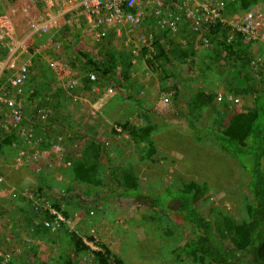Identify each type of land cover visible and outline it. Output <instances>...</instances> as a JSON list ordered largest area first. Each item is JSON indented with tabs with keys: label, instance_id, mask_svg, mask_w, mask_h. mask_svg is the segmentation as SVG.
Listing matches in <instances>:
<instances>
[{
	"label": "rangeland",
	"instance_id": "1",
	"mask_svg": "<svg viewBox=\"0 0 264 264\" xmlns=\"http://www.w3.org/2000/svg\"><path fill=\"white\" fill-rule=\"evenodd\" d=\"M76 1L46 0L45 8L53 14L55 25L59 27L57 32H64L66 42L58 33L55 35L58 37L46 49L49 62L34 58L35 76L25 84L32 87L44 83L56 89L48 93L49 102L45 99L47 94L39 98L41 103H49L46 111L50 117L47 114L45 121L36 113L33 115L34 109L28 111L41 142L24 149L21 144L0 141V214L10 212L12 216L15 212L9 222L13 233L6 229L5 221L0 220L5 230L0 237L3 249L0 253L7 260L5 264H67L73 259L77 260L76 264H99L93 252H104V247L123 264H203L171 254L192 229L175 213L154 207L152 199L156 194H165L163 190L167 187L177 189L182 182H205L209 193L202 197L198 209L205 214L207 208L213 206L236 223L242 221L248 200L247 190L241 184L244 181L242 169L215 143L206 138L194 139L185 117L194 118L199 125L216 127L221 119L226 124L230 117L227 113L232 108L252 104L249 91L238 93L234 87L238 84L241 87L237 89L253 87L256 65L243 68L241 62L233 58L230 63L218 42L200 46L196 36L193 45L200 47L202 53H198L195 61L177 55L149 62L140 54L131 55V43L125 44L119 36L100 46L106 35L98 42L93 39V28L85 16H76L71 10ZM19 3V0L4 3L0 7V20H6L2 18L4 13L10 14L9 7ZM258 5H264V0L252 1L244 9L229 10L226 16L238 24L248 9ZM11 20L16 23L20 18L11 16ZM13 32L19 36L26 32V27L14 25ZM259 32L261 34L260 29ZM228 35H233L232 30ZM181 40L184 39L179 41L186 48L188 43ZM134 42L141 46L138 41ZM68 45L74 52L90 54L95 63L102 60L101 48L112 53L113 47L117 59L114 71L126 80L131 96L128 97L127 91L116 81H107L97 74L94 81L99 84L94 83L95 88L89 86V71L81 72ZM250 47L256 56L264 57V36ZM127 53L131 59L124 58ZM65 62L70 68L62 70L60 75L50 69L51 63ZM261 63L264 64V58ZM230 77L237 81L231 83ZM199 88L213 94L214 100L210 106L195 110L191 102ZM167 94L170 96L166 97ZM138 105L148 111H140ZM149 123L147 140L135 139L131 126ZM42 130L48 134L47 138L41 136ZM95 138L100 141L101 151L93 157L87 150L85 157L86 145ZM52 144L59 151H55ZM44 148L48 153L42 157L40 151ZM21 149L28 155L18 165L16 159ZM83 157L96 168L99 184L75 178L73 168ZM126 172L136 174L141 195L146 196V200L112 194L111 174L119 180ZM31 192L44 194L48 205L60 212L64 221L58 227L41 229V222L48 219L47 211L33 208L27 199ZM8 201L13 204L5 205ZM171 203L177 202L173 199ZM28 228H34V232L29 234ZM72 234L81 239L88 250H77Z\"/></svg>",
	"mask_w": 264,
	"mask_h": 264
},
{
	"label": "trees",
	"instance_id": "2",
	"mask_svg": "<svg viewBox=\"0 0 264 264\" xmlns=\"http://www.w3.org/2000/svg\"><path fill=\"white\" fill-rule=\"evenodd\" d=\"M252 1L255 0H231L226 4V13L228 14V11L232 9L247 8ZM230 29V26L215 23L210 25L207 36L210 43L215 44L218 42L222 49L225 50L227 54L224 57L230 63L232 61L231 58H233L239 60L243 68L249 64L256 65L257 70L255 71L257 75L251 82L253 87L237 89L241 87V84L234 87L238 93L242 92L244 94L249 91L253 97L252 104L232 108L227 113L230 116L227 123L223 124L221 119L217 122L216 127L196 124L194 118L185 117V119L187 120L190 134L194 139L206 138L215 143L242 169L244 181L241 184L247 190L248 199L245 206V217L241 222L236 223L230 216L213 206H209L205 214L201 212L198 209L199 202L203 200V196L206 195L207 197L209 193V188L205 182L201 184L195 181L182 182L175 190L167 187L163 190L165 194H156L154 196L152 204L154 207L159 208L160 206L162 210L175 213L182 223L184 222L192 229V233L185 238L181 245L179 244L178 249L175 248L171 251V254L174 253L176 257L186 258V260L194 259L203 264H264V66L256 61V52L253 53L250 47L253 42L259 39L246 41L240 32L233 31V35L229 38ZM195 35L196 33H186L185 30L175 35L161 31L158 33V37L153 39L151 46L153 49L143 47L140 55L149 62L167 60L177 55L181 59L190 57L195 61V58H197L196 54H198V50L192 47ZM159 36L165 40H160ZM59 37L64 43L66 42L64 32H59ZM181 38L185 40L186 44L188 43L186 48L182 47V43L179 41ZM68 48L71 50L72 58L81 66V72H93L99 78H104L107 81H116L119 86L127 91L128 97L131 96V93H129L130 88L125 84L126 80L119 78L114 71L117 59L114 58L115 51L113 47H111L112 53L105 52V49L102 50L103 48H101L99 55L102 56V60L100 63H95V59L84 51L74 52L71 45H68ZM208 52H211L210 48ZM138 55L136 54V57ZM208 55L211 56V53H208ZM125 57L131 59L128 53ZM247 75L248 73L245 77ZM34 76L35 71L30 66L27 81L32 80ZM235 76L237 77V75ZM229 80L231 83L237 81L232 77ZM87 81L89 86L94 83L99 84L96 81L89 80L88 76ZM31 96L35 98L37 93H33ZM213 100V94L207 93L203 88H199L195 91L191 106L195 110H201L203 107L210 106ZM138 108L142 112L148 111L141 105H138ZM142 117L146 120L144 116ZM30 124L34 130H37L36 124L32 122ZM131 127L135 139L137 138L138 141L147 140L151 129L150 123L146 126ZM13 139L14 135L10 131L0 141L3 144L6 141L11 143ZM17 144H21V141L17 140ZM86 146L83 151L85 157L87 150L92 152L93 157L97 156L98 152L101 151L100 141L96 138L89 140ZM73 173L77 180L99 184L96 168L87 164L84 157L75 164ZM111 179V192L114 196L126 198L132 196L136 199L146 200V196L141 195L142 192L137 183L136 174L133 172H126L119 180L114 177V174H111ZM147 191L149 190L145 192ZM163 198L164 203L161 204ZM173 199L176 200V204L171 203ZM71 238L77 250H88L81 239L76 238L73 234ZM104 250V252H93L99 264H123L117 256L110 254L108 248L104 247ZM76 261V259H73L68 261L67 264H76Z\"/></svg>",
	"mask_w": 264,
	"mask_h": 264
},
{
	"label": "built area",
	"instance_id": "3",
	"mask_svg": "<svg viewBox=\"0 0 264 264\" xmlns=\"http://www.w3.org/2000/svg\"><path fill=\"white\" fill-rule=\"evenodd\" d=\"M8 1L10 0L0 2V7ZM19 1L17 6L9 7L10 14L4 13L2 18L6 20H0V137L4 138L11 131L14 144L20 140L26 149L29 145L41 142V138L36 136L37 133L30 124L33 116L29 118L28 111L34 109L33 115L36 113L37 117L43 120L47 117L46 109L42 104L37 105L35 98L31 96L33 90L25 86L29 67L33 65L34 58L49 62L47 45H51L59 27L55 25L53 14L50 15L45 8L46 0ZM71 10L76 16H85L93 28L95 41H101L109 30H113L115 37L119 36L127 45L131 43V55L140 54L143 47L153 49V39L158 37L159 32L176 34L183 27L186 32L196 33L200 46L204 47L210 45L207 32L210 25L215 23L230 26L233 32H240L246 41L261 39L264 36V5L248 9L238 24L226 17L224 0H77L72 4ZM16 15L20 21L13 23L11 16ZM49 20L53 21L54 25ZM17 24L26 27V32L19 36L13 32L14 25ZM159 39L164 40L160 36ZM133 40L141 43V46L133 43ZM181 41L185 43V40ZM263 58L257 56L256 61L261 63ZM50 66L56 75L70 68L66 62L51 63ZM87 76L92 81L96 79L93 72H88ZM64 86L66 87V84ZM91 87L96 86L92 84ZM52 148L59 151L54 144ZM24 149L18 152L17 163L25 161L23 157L28 154ZM49 149L52 151L51 147ZM40 153L43 157L48 153V149L44 148ZM27 197L32 201L33 208L48 211L50 217L43 222L45 227L53 229L64 221L60 212L48 205V199L44 195L31 193ZM0 258L1 264H5L7 260L1 253Z\"/></svg>",
	"mask_w": 264,
	"mask_h": 264
},
{
	"label": "crops",
	"instance_id": "4",
	"mask_svg": "<svg viewBox=\"0 0 264 264\" xmlns=\"http://www.w3.org/2000/svg\"><path fill=\"white\" fill-rule=\"evenodd\" d=\"M224 1H226V2H229V1H231V0H224ZM58 14H60L61 12H60V10H58V12H57ZM61 19H62V17H61ZM62 28H64V26L62 27ZM182 30H185L184 29V27L181 29V31ZM180 31V32H181ZM186 31V30H185ZM186 33H188V32H186ZM59 34V33H58ZM65 35V34H64ZM59 36V35H58ZM58 36H55L54 37V39L55 38H57ZM115 38V32L113 31V30H109V32H108V34L106 35V38L102 41V42H100L101 44H98V45H104V43L105 42H112L113 41V39ZM100 47V46H99ZM193 48H195V49H197L198 50V52L197 53H199V52H201L202 53V50H201V48L200 47H198V46H192ZM105 48H103L102 50H104ZM198 54H196V56H197ZM33 65H35V62L33 63ZM36 73V72H35ZM48 81H49V77H48ZM48 81L46 82V83H48ZM35 87V88H34ZM42 87H44L43 89H42ZM27 88H29V87H27ZM33 90V93H37V96L35 97V98H37L38 97V99H36L35 100V102H36V104H41V100H39V98H40V96H42V95H45V94H47V96H46V100H48V102H49V94L48 93H51V92H54L56 89L55 88H53V89H55V90H53L52 89V87L50 86V84H44V83H42V84H40V85H38V86H32L31 88H30V90ZM50 101H51V98H50ZM46 103V104H44V103H42V106L45 108V109H47L48 108V104L49 103ZM48 105V106H47ZM41 106V105H40ZM47 112V114H48V116H49V113H48V111H46ZM47 135L48 134H46L45 133V131L44 130H42V135L41 136H43V137H46L47 138ZM11 196V195H10ZM11 201H12V199H11ZM13 203L12 202H6L5 203V205H12ZM17 204V203H16ZM14 214H15V212L12 214V216H11V214H10V212H7V213H5V214H0V220H2V221H5L4 223V226L6 227V229L9 231V232H12L13 233V226L12 225H10L9 224V222L13 219V216H14ZM12 217V218H11ZM18 217H21L19 214H18ZM22 218V217H21ZM40 226H41V229H45L44 227H42V225L40 224ZM3 232H5V230H4V228L2 227V226H0V237L2 238V233ZM32 232H34V228H28V233L29 234H32ZM0 249L1 250H3L2 248H1V246H0ZM13 256L15 257V254H13Z\"/></svg>",
	"mask_w": 264,
	"mask_h": 264
},
{
	"label": "clouds",
	"instance_id": "5",
	"mask_svg": "<svg viewBox=\"0 0 264 264\" xmlns=\"http://www.w3.org/2000/svg\"><path fill=\"white\" fill-rule=\"evenodd\" d=\"M226 2V1H225ZM226 4H227V2H226ZM226 15H227V13H226ZM227 17V16H226ZM59 35V34H58ZM65 36V35H64ZM260 40V39H259ZM263 57V56H262ZM262 64V66L264 65L263 63H261ZM238 100V99H237ZM13 141H14V139H13ZM12 141V142H13ZM16 145V144H15ZM23 146V145H22ZM16 164H18L19 165V163H16ZM23 166H31V165H23ZM1 176V175H0ZM1 182V181H0ZM31 193H33V194H35V192H31ZM31 193H29V194H31ZM36 193H38V192H36ZM40 194V193H39ZM42 195H44V194H42ZM47 198V197H46ZM27 199H28V197H27ZM28 201H30V204L33 206V204H32V201L30 200V199H28ZM55 209V208H54ZM45 211V210H44ZM58 211V210H57ZM48 212V211H47ZM59 212V211H58ZM47 216H48V218L50 217L49 216V214L47 213ZM44 222V221H43ZM43 222H41V225H42V227H44V228H47V227H45L44 225H43ZM48 229H50V228H48ZM0 260H1V258H0ZM1 264V263H0Z\"/></svg>",
	"mask_w": 264,
	"mask_h": 264
}]
</instances>
